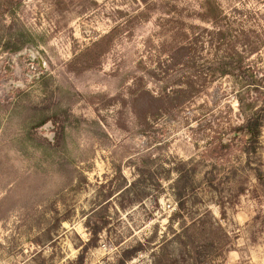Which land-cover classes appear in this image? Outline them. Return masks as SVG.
Listing matches in <instances>:
<instances>
[{
	"label": "rangeland",
	"instance_id": "1",
	"mask_svg": "<svg viewBox=\"0 0 264 264\" xmlns=\"http://www.w3.org/2000/svg\"><path fill=\"white\" fill-rule=\"evenodd\" d=\"M256 79L264 0H0V264H264Z\"/></svg>",
	"mask_w": 264,
	"mask_h": 264
},
{
	"label": "trees",
	"instance_id": "2",
	"mask_svg": "<svg viewBox=\"0 0 264 264\" xmlns=\"http://www.w3.org/2000/svg\"><path fill=\"white\" fill-rule=\"evenodd\" d=\"M208 14H212V10ZM247 85L249 87L247 86L245 90L237 93L240 112L245 117V124L236 130L235 138H247L248 141L252 142V145H257L264 124V79L251 80ZM256 101H261L263 104L259 112L254 111ZM255 176L258 181H264V175L259 170L256 171Z\"/></svg>",
	"mask_w": 264,
	"mask_h": 264
}]
</instances>
